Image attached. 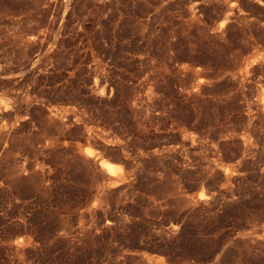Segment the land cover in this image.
<instances>
[{"label":"rangeland","instance_id":"374dc122","mask_svg":"<svg viewBox=\"0 0 264 264\" xmlns=\"http://www.w3.org/2000/svg\"><path fill=\"white\" fill-rule=\"evenodd\" d=\"M260 4L0 0V264H264Z\"/></svg>","mask_w":264,"mask_h":264},{"label":"bare ground","instance_id":"6f19581e","mask_svg":"<svg viewBox=\"0 0 264 264\" xmlns=\"http://www.w3.org/2000/svg\"><path fill=\"white\" fill-rule=\"evenodd\" d=\"M101 164L110 172H115L120 168L119 166L105 160H102Z\"/></svg>","mask_w":264,"mask_h":264},{"label":"trees","instance_id":"16d2710c","mask_svg":"<svg viewBox=\"0 0 264 264\" xmlns=\"http://www.w3.org/2000/svg\"><path fill=\"white\" fill-rule=\"evenodd\" d=\"M259 6H261L262 8H264V4H260ZM257 16H260L261 18H264V15H259V14H256ZM259 37V36H258Z\"/></svg>","mask_w":264,"mask_h":264}]
</instances>
